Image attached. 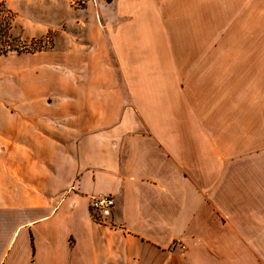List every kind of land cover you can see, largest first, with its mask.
Masks as SVG:
<instances>
[{"label": "crops", "instance_id": "0c3cea01", "mask_svg": "<svg viewBox=\"0 0 264 264\" xmlns=\"http://www.w3.org/2000/svg\"><path fill=\"white\" fill-rule=\"evenodd\" d=\"M110 3L57 110L0 111V264H264V0Z\"/></svg>", "mask_w": 264, "mask_h": 264}, {"label": "rangeland", "instance_id": "374dc122", "mask_svg": "<svg viewBox=\"0 0 264 264\" xmlns=\"http://www.w3.org/2000/svg\"><path fill=\"white\" fill-rule=\"evenodd\" d=\"M111 1L0 0V111L15 110L19 81L26 82L33 72L38 88L35 109L57 110L47 103L51 97L43 88L51 74H57L59 82L61 74L64 80L69 77L70 84L80 79V52L97 47V36L108 32L105 21L116 13ZM103 41V47L108 46V39ZM239 176L251 178L253 172L244 170Z\"/></svg>", "mask_w": 264, "mask_h": 264}, {"label": "built area", "instance_id": "2783aa9c", "mask_svg": "<svg viewBox=\"0 0 264 264\" xmlns=\"http://www.w3.org/2000/svg\"><path fill=\"white\" fill-rule=\"evenodd\" d=\"M114 206V198L110 194L91 196L88 204L91 216L97 221H106Z\"/></svg>", "mask_w": 264, "mask_h": 264}]
</instances>
